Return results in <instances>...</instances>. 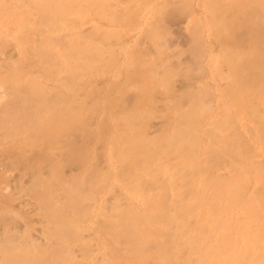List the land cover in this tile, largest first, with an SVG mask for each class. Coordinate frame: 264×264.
I'll return each instance as SVG.
<instances>
[{"label":"rangeland","instance_id":"rangeland-1","mask_svg":"<svg viewBox=\"0 0 264 264\" xmlns=\"http://www.w3.org/2000/svg\"><path fill=\"white\" fill-rule=\"evenodd\" d=\"M260 57L264 0H0V264H264Z\"/></svg>","mask_w":264,"mask_h":264},{"label":"bare ground","instance_id":"bare-ground-1","mask_svg":"<svg viewBox=\"0 0 264 264\" xmlns=\"http://www.w3.org/2000/svg\"><path fill=\"white\" fill-rule=\"evenodd\" d=\"M235 4H236V3H235ZM239 4H240V2H239ZM238 6H239V5L236 4V6H234V7H235L234 9H236V7H238ZM242 6H244V5H242ZM232 7H233V6H232ZM239 7H240V6H239ZM214 8H215V7H214ZM217 8H218V7H217ZM242 8H243V7H242ZM243 10H244V8H243ZM170 15H171V14H170ZM246 17H247V16H246ZM247 20H248V19H247ZM253 21H254V20H253ZM171 23H172V22H171ZM173 23H174V22H173ZM246 23H248V22H246ZM233 24H234V23H233ZM236 24H237V23H236ZM249 24H250V22H249ZM252 24H253V23H252ZM252 24H250V25L253 26ZM224 25H225V24H224ZM224 25H223V26H224ZM237 25H238V24H237ZM238 26H239V25H238ZM238 26H237V27H238ZM229 27H231V26H229ZM235 27H236V26H235ZM245 27H246V26H245ZM247 28H248V26H247ZM230 29L233 30V29H236V28H233V25H232V27H231ZM238 29H239V27H238ZM236 30H237V29H236ZM168 31H169V30H168ZM170 31H171V30H170ZM244 31H246V30H244ZM234 32H235V31H234ZM237 32H238V30H237ZM246 32L248 33V29H247ZM169 33H170V32H169ZM232 33H233V32H232ZM247 33H245V34H247ZM171 34H172V33H171ZM249 34H250V32H249ZM172 35H173V34H172ZM175 36H176V35H175ZM247 39H248V38H247ZM245 40H246V39H245ZM246 53H247V52H246ZM248 54H250V53H248ZM260 55L262 56L263 54L260 53ZM250 56H251V54L249 55V57H250ZM253 57H255V56L252 55V58H253ZM232 58H233V57H232ZM233 59H235V58H233ZM247 59H248V58H247ZM248 60H249V59H248ZM254 60H257V59L254 58L253 61H254ZM259 60H260V61H259ZM259 60H258V63H261V62H262V63L259 64V65L257 64L258 67H257V66H255V67H256V69H257V70H256V71H257L256 73H258L259 76H260V74H263V75H264V57H260ZM235 61H236V60H235ZM245 62H246V61H245ZM249 62H250V63H254V62H256V61H254V62H252V61H248V64H249ZM232 63H234V62H231V64H232ZM245 64H246V63H245ZM234 65H235V64H234ZM246 66H247V64H246ZM248 66H249V65H248ZM236 67H237V66H236ZM238 67L240 68V66H238ZM243 67H244V66H243ZM243 67H242V68H243ZM255 67L252 68V69H255ZM244 68H245V67H244ZM246 69H247V68H246ZM246 69H244V70L241 69V71H242V70L245 71ZM248 69H249V68H248ZM233 70H234V69H233ZM235 71H236V70H235ZM250 71H251V67H250V69H249V73H250ZM252 71H253V70H252ZM254 71H255V70H254ZM232 72H233V71H232ZM245 72H248V71L246 70ZM243 73H244V72H243ZM253 74H255V73L253 72ZM258 74H257V75H258ZM231 75H232V74H231ZM239 75H241V74H239ZM244 75H247V76H248V74H245V73L243 74V76H244ZM255 76H256V75H255ZM259 76H257V77H259ZM261 76H262V75H261ZM235 77H236V75H235ZM251 77H252V76H250V78H251ZM262 77H263V76H262ZM262 77L259 78V79H262ZM236 78H237V77H236ZM244 78H245V77H244ZM248 78H249V76H248ZM254 78H256V77H254ZM254 78L251 79V81H250V80H249V81L252 83V81L255 80ZM244 80H245V79H244ZM246 80H248L247 77H246ZM240 81H241V78H240ZM242 82H243V81H242ZM250 82H249V83H250ZM254 82H256V80H255ZM233 83H234V82H233ZM245 83H246V82H245ZM247 84H248V83H247ZM232 85H233V84H232ZM239 85H240V84H239ZM242 85H243V84H242ZM244 85H245V84H244ZM248 85H250V84H248ZM253 85H254V84H253ZM237 86H238V85H237ZM245 86H246V85H245ZM37 87H38V86H37ZM246 87H247V86H246ZM250 87H251V86H250ZM253 87H254V86H253ZM34 88L37 89L36 86H34ZM39 88H40V87H38V89H39ZM239 88H240V87H239ZM31 89L33 90V87H32ZM40 89H41V88H40ZM241 89H243V88L241 87ZM247 89H248V88H247ZM252 89H255V88H252ZM29 90H30V89H29ZM37 91H39V90H37ZM37 91H36V93H37ZM40 91H41V90H40ZM241 91H242V90H241ZM243 91H244V90H243ZM245 91H246V90H245ZM245 91H244V92H245ZM248 91H250V90H248ZM29 92H30V91H29ZM33 92H34V91H32L33 98H34V94H35V95H36L35 97H37V98L39 99L38 94L33 93ZM246 92H247V91H246ZM252 92H253V91H252ZM30 93H31V92H30ZM240 94H241V93H240ZM251 94H252V93H251ZM32 95H31V96H32ZM39 95L41 96V93H40ZM201 95H202V94H201ZM244 95H245V94H244ZM31 96L28 95V97H31ZM242 96H243V95H242ZM28 97H27V99H28ZM200 97H201V96H198V97H197L199 103H201V102L203 101V99H202V101H201ZM243 97H244V96H243ZM250 97H251V95H250ZM33 98H31V100H32ZM201 98H202V97H201ZM251 98H252V97H251ZM38 99H36V101H38ZM246 99H247V97H246ZM31 100H30V101H31ZM33 100H34V99H33ZM249 100H250V99H249ZM34 103H37V102H33L32 104H34ZM30 105H31V103H30ZM201 105H202V104H201ZM33 106H34V105H33ZM201 107H202V106H201ZM201 107L198 108V109H197V107L195 108V110H197L196 112H198V114H197L195 111H194L195 113L192 111L194 114H196L195 116H197V118L200 116L201 111H202V112H203V110L205 111L204 106L202 107V108H204V109H201ZM192 110H193V109H192ZM199 112H200V113H199ZM193 113H192V114H193ZM193 117H194V116H193ZM187 118H188V117H187ZM190 118H191V116H190L188 119H190ZM194 118H195V117H194ZM180 119H182V117H181ZM180 119H179V120H180ZM182 120H183V119H182ZM182 120H181V122H182ZM184 120H187V119H184ZM184 120H183V121H184ZM190 120H191V119H190ZM190 120H189L188 122H190V124L193 125V124H192L193 122H191ZM181 122H180V123H181ZM188 122H187V121H186V123L184 122V123H185L184 125H185V126H186V124L188 125ZM196 122H197V121H196ZM196 122H195V120H194V123H196ZM175 124H176V123H175ZM190 124H189V125H190ZM196 124H197V123H196ZM177 125H178V124H177ZM182 125H183V124H182ZM189 125H188V126H189ZM191 125H190V126H191ZM188 126H187V127H188ZM196 126H197V125L194 124L193 127L191 126L192 128L190 127V128L192 129V131H191V129H190L191 134H189L190 131H189V132H186V131H188L189 129H188V130L186 129L185 132L188 133L189 135H192V136H193L195 133L193 134L192 132H193V130L195 129ZM174 127H175V126H174ZM177 127H178V126H177ZM182 127H183V126H181V128H178V129L184 131L185 128H184V127L182 128ZM187 127H186V128H187ZM197 127H198V126H197ZM175 128H176V127H175ZM177 131H178V130H177ZM183 131H181V132L178 131V132L182 135V132H183ZM195 131H196V130H194V132H195ZM175 132H176V130H175ZM185 132H184L183 135H182V137H183L184 134H185V136H184L183 138H181V136H180L178 133H175V137H176V134H178V135H177L178 138L180 137L182 140H184V138L186 137V135H188V134H186ZM189 135H188V137H189ZM195 135H196V134H195ZM195 135H194V138L191 136V137H190L191 139H190V138L188 139V137H187V140H190V142H191L193 139L195 140V138L197 137V135H196V137H195ZM176 138H177V137H176ZM178 138L176 139V141L179 140ZM182 140H181V141H182ZM194 140H193V142H195ZM196 140H198V139H196ZM184 141H186V140H184ZM182 142H183V141H182ZM186 142H187V141H186ZM193 142H192V143H193ZM188 143H189V142H188ZM179 144H180V143H179ZM193 144H194V143H193ZM186 145H187V144H186ZM195 145H197V144H195ZM179 146H180V145H179ZM181 146H182V145H181ZM190 146H192V144H190ZM197 146H198V145H197ZM189 148H190V147H189ZM230 148H231V147H230ZM190 149H191V148H190ZM193 149H194V148H193ZM195 150H197V148H196ZM230 150H231V149H230ZM195 152H196V151H195ZM191 153H192V150H191ZM9 241H10V240H9ZM11 260H13V258H12ZM11 260L9 259V261H11ZM14 261H15V260H14ZM14 261H11V263L13 262V263L15 264ZM18 262H19V261H18ZM13 263H12V264H13ZM16 263H17V261H16ZM9 264H10V263H9Z\"/></svg>","mask_w":264,"mask_h":264}]
</instances>
